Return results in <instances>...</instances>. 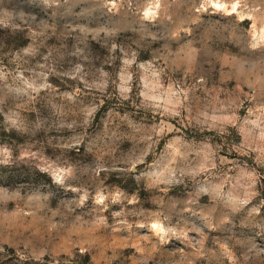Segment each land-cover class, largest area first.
Masks as SVG:
<instances>
[{
  "label": "rangeland",
  "instance_id": "rangeland-1",
  "mask_svg": "<svg viewBox=\"0 0 264 264\" xmlns=\"http://www.w3.org/2000/svg\"><path fill=\"white\" fill-rule=\"evenodd\" d=\"M0 264H264V0H0Z\"/></svg>",
  "mask_w": 264,
  "mask_h": 264
}]
</instances>
